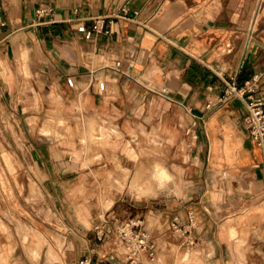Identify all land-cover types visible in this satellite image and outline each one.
Returning <instances> with one entry per match:
<instances>
[{"label":"crops","instance_id":"1","mask_svg":"<svg viewBox=\"0 0 264 264\" xmlns=\"http://www.w3.org/2000/svg\"><path fill=\"white\" fill-rule=\"evenodd\" d=\"M43 7L49 13L39 18ZM96 17L106 18V32L86 39L77 29L91 30ZM0 76L4 95L14 84L29 86L32 76L43 95L61 101L46 105L57 117L47 116L28 141L27 165L44 190L82 192L108 208L119 200L103 192L110 183L112 194L126 186L137 199L167 190L181 197L183 174L182 211L168 218L189 224L193 214L195 227L184 231L202 244L173 264H207L202 251L211 255L208 264H249L264 255V148L244 125L248 97L264 101V0H0ZM230 80L242 89L254 83L242 99L219 102ZM71 119L76 140H52L71 134ZM144 127L162 137L148 138L149 147L162 145L159 160L131 145ZM122 151L135 169L121 165ZM3 156L14 170L4 149ZM174 158L186 160L185 169ZM105 159L113 161L108 177H116L103 188L94 175ZM162 166L171 182L164 189L153 183V197H136L131 182ZM28 185L36 191L35 182ZM77 213L87 219L84 209ZM44 244L46 264H64L43 238L35 254ZM173 253L171 246L154 264H171ZM7 255L0 252V264Z\"/></svg>","mask_w":264,"mask_h":264},{"label":"rangeland","instance_id":"2","mask_svg":"<svg viewBox=\"0 0 264 264\" xmlns=\"http://www.w3.org/2000/svg\"><path fill=\"white\" fill-rule=\"evenodd\" d=\"M30 77L32 83L29 86L14 84L12 95L2 93L4 86L0 80V252L8 253L7 264H46V244L41 246L37 255L35 254V243L42 238L51 244L54 252L61 256L64 264H77L82 258L100 259L104 253L110 255V261H114L119 251L115 242L116 228L119 223L128 219L143 220L145 229L157 243L158 253L155 259L173 246L174 253L171 256V264H173L176 259L182 258L202 244L195 238L198 235H189L188 231L187 233L184 231L189 224L183 223L180 219L178 222L172 217L168 218V212L182 211L181 205L186 198L184 190L188 184L183 174V196L178 197L173 193L162 191L156 198L137 199L126 186L122 191L118 190V193L112 194L110 182L111 178L116 175L108 177L106 170L113 167V161L105 159L102 174L98 171L94 176L103 188L105 187L104 181L108 179L107 183L110 185H106L107 188L103 192L113 201L119 198L116 204L108 208L101 205L99 197L88 201L86 194L82 192L53 193L44 190L41 185L43 178L34 175L35 170L27 165L28 141L33 139L37 133L40 134L39 125L47 116L57 117L55 111L43 110L46 105L50 103L52 106H57L61 101L57 102L43 95L39 89L40 82ZM0 79L4 78L0 76ZM31 117H34L36 121L29 122ZM76 122L75 119H71L68 123L75 126ZM8 124L13 125L14 134L7 126ZM147 130L146 127L141 128L131 145L135 149L145 147L150 153L153 150L157 156L156 160H159L164 155L162 145L149 147L148 138L149 136L160 137V135L150 132L151 129L148 133ZM181 132L185 134L187 129H181ZM77 135L76 125L70 135L66 134L61 138L52 136L51 138L59 143L65 141L69 144L72 140H76ZM3 149L8 152L15 166L14 170L8 167L3 156ZM181 149L185 152L188 149L187 145L183 144ZM122 154L126 158L119 161L121 165L129 166L131 170L135 169V161L129 158L125 151H122ZM177 154L176 148L169 150L168 153L171 157ZM174 159L180 162L185 169L188 163L185 162L186 160ZM95 162L90 160L91 164ZM149 178V175L143 176L140 180L141 184L140 182L135 183V180L131 182V191L136 197L148 194L150 188H153L154 184L149 181L151 179ZM30 180L37 186L35 192L29 189ZM148 195L153 197L156 193L150 192ZM81 208L87 213L86 220L77 213ZM101 221H105L108 233L98 239L95 229ZM173 222L176 223L174 226ZM193 222L192 228L196 225V222ZM210 256L203 251L199 253L200 259L207 264V258ZM254 258V263L249 264H261L264 255L255 254Z\"/></svg>","mask_w":264,"mask_h":264},{"label":"built area","instance_id":"3","mask_svg":"<svg viewBox=\"0 0 264 264\" xmlns=\"http://www.w3.org/2000/svg\"><path fill=\"white\" fill-rule=\"evenodd\" d=\"M123 13L126 9L122 8ZM49 13L47 8L43 7L37 11V16L43 17ZM105 17H96L91 30L84 26L78 27V31L89 39L92 32L101 34L105 33ZM254 83V80L252 81ZM253 83L246 82L244 89L238 88L233 80L226 83V90L219 102H225L228 99H242L247 91L252 89ZM244 125L248 137L256 144L264 148V101L260 98L248 97L247 115L244 119ZM194 215H189V227L193 226ZM176 223L173 222V226ZM98 239L108 233L105 221H101L95 229ZM187 232V230H186ZM116 246L118 256L114 261H110L109 254H103L100 259L82 258L77 264H146L154 262L158 253V247L155 238L145 229L143 220L128 219L118 224L116 228ZM109 258V259H108Z\"/></svg>","mask_w":264,"mask_h":264},{"label":"bare ground","instance_id":"4","mask_svg":"<svg viewBox=\"0 0 264 264\" xmlns=\"http://www.w3.org/2000/svg\"><path fill=\"white\" fill-rule=\"evenodd\" d=\"M156 165H157V164H156ZM160 166H161V165H160ZM162 167H163V166H162ZM162 167H158L157 169L154 167V168L156 169V171L154 170V171H155L154 174H153V172H152V173L150 172L151 174H153L152 177H150V178H152V179H150V178H149L150 180L148 179L149 181L153 180L152 183H155V184L157 185V187L160 188V189H161V188L164 189V187L166 186L167 182H169V180H170V175H168L169 173L167 174V172L165 171V168H164L165 166L163 167L164 169H163ZM152 169H153V168H152ZM138 175H139V174H138ZM138 175H137V176H138ZM148 175H149V174H148ZM137 176H135V177H137ZM139 176H140V175H139ZM150 176H151V175H150ZM135 177H134V178H135ZM140 177H141V176H140ZM145 177H146V176H145ZM134 178H133V179H134ZM147 178H148V176H147ZM135 179H137V182H138V179H139V178H135ZM144 179L146 180V178H144ZM140 180H142V177L139 179V182H140ZM143 181H144V180H143ZM134 182H136V180H135ZM137 182H136V183H137ZM170 182H171V181H170ZM170 182H169V183H170ZM140 184H141V182H140ZM140 184H137V185L140 186ZM148 184H149V182H148ZM144 185H146V184L144 183ZM156 185H155V186H156ZM149 186H150V185H149ZM142 187L146 188V187L143 186V185H142ZM153 187H154V186H153ZM157 187H156V188H157ZM167 187H168V186H167ZM165 189H166V188H165ZM144 190L147 191V189H144ZM155 190H156V189H155ZM166 190H167V189H166ZM156 191H157V190H156ZM167 191H168V190H167ZM159 192H160V191H159ZM155 260H156V259H155ZM154 262H155V261H154ZM154 262H147L146 264H154Z\"/></svg>","mask_w":264,"mask_h":264}]
</instances>
